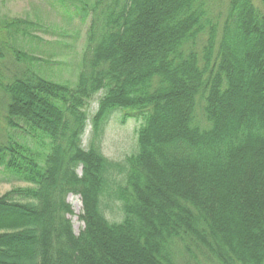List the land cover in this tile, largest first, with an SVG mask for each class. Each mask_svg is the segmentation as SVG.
<instances>
[{
  "label": "trees",
  "instance_id": "trees-1",
  "mask_svg": "<svg viewBox=\"0 0 264 264\" xmlns=\"http://www.w3.org/2000/svg\"><path fill=\"white\" fill-rule=\"evenodd\" d=\"M43 1L87 39L72 86L20 49L39 22L0 30V173L30 185L0 197V264H264V0ZM116 113L140 123L120 162Z\"/></svg>",
  "mask_w": 264,
  "mask_h": 264
},
{
  "label": "rangeland",
  "instance_id": "rangeland-1",
  "mask_svg": "<svg viewBox=\"0 0 264 264\" xmlns=\"http://www.w3.org/2000/svg\"><path fill=\"white\" fill-rule=\"evenodd\" d=\"M73 9L70 12L60 10L55 12L50 9L47 3L43 0H0V30L6 31V26L13 19L27 20L32 22H39L43 26L45 32H37L39 37L43 39L42 42L21 39V50L25 51L29 55H34L37 58H41L44 62L50 63H38L36 67L45 72L48 75L62 83H70L75 86L80 73V65L82 56L85 50L86 39H87V27L79 24L77 19L74 17L73 20L69 21L67 14H72ZM70 22V23H69ZM68 34L69 36L79 34L78 39H72L70 37L63 38V35ZM65 42L71 47L64 51V54L54 55L56 51L53 49L51 43ZM58 51L60 49L56 47ZM52 57L50 58V56ZM13 58H7L5 61V67L9 69L5 74H12L15 72L16 64L12 61ZM92 101L88 108V114L91 118L96 114L98 110V98ZM121 113H116L106 124L103 136H102V152L103 154L112 161H123L127 156L132 155L137 151L138 148V129L140 123L136 120H128L125 124L120 123L119 117ZM91 123L86 132L84 138L85 147L88 145L90 134H91ZM1 137V134H0ZM78 173L81 174L82 170L79 169ZM5 173H0V197L10 192L14 188H25L30 185L15 179L7 181L4 176ZM68 203L71 204L74 214L70 215L69 218L72 221L74 231L76 235L84 229L85 224L81 221L80 215L83 212V202L80 196L70 195L67 199ZM114 214L109 211L107 215L110 219H119L120 212L114 208ZM201 264H210L209 261H205L204 258L199 256Z\"/></svg>",
  "mask_w": 264,
  "mask_h": 264
}]
</instances>
